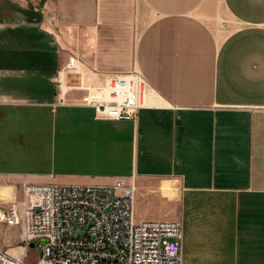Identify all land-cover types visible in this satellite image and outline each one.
I'll list each match as a JSON object with an SVG mask.
<instances>
[{
    "label": "crops",
    "instance_id": "obj_1",
    "mask_svg": "<svg viewBox=\"0 0 264 264\" xmlns=\"http://www.w3.org/2000/svg\"><path fill=\"white\" fill-rule=\"evenodd\" d=\"M69 1L90 4L84 86L136 69L151 106L110 122L84 90L31 100L0 54V184L121 181L137 221L181 223V264H264V0Z\"/></svg>",
    "mask_w": 264,
    "mask_h": 264
},
{
    "label": "built area",
    "instance_id": "obj_2",
    "mask_svg": "<svg viewBox=\"0 0 264 264\" xmlns=\"http://www.w3.org/2000/svg\"><path fill=\"white\" fill-rule=\"evenodd\" d=\"M82 55L71 51L56 74L55 105H73L66 95L84 90L76 105L92 108L100 121H134L151 106L154 90L139 70L108 74L102 87L84 86ZM133 185L21 184L18 202L0 210V227H18L20 243L0 249V264H181L179 221H137ZM45 242V243H43Z\"/></svg>",
    "mask_w": 264,
    "mask_h": 264
},
{
    "label": "rangeland",
    "instance_id": "obj_3",
    "mask_svg": "<svg viewBox=\"0 0 264 264\" xmlns=\"http://www.w3.org/2000/svg\"><path fill=\"white\" fill-rule=\"evenodd\" d=\"M84 3L77 11L69 0H0V54L9 58V73L28 70L31 100H37L43 94L55 95L56 74L69 53L79 51L82 54L88 48L91 34L85 24L86 21L90 22L91 12L89 2L87 7ZM80 13L82 16L76 22L78 19L75 17ZM82 22H85L84 25ZM45 87L48 88L46 91ZM33 182L71 185L74 180L57 176L55 179ZM20 197L19 185L0 184V210L18 202ZM19 243L18 227H0V249H9V254L14 255L16 250L10 247ZM179 244L181 247V241ZM37 256L36 248H30L26 264H34Z\"/></svg>",
    "mask_w": 264,
    "mask_h": 264
},
{
    "label": "water",
    "instance_id": "obj_4",
    "mask_svg": "<svg viewBox=\"0 0 264 264\" xmlns=\"http://www.w3.org/2000/svg\"><path fill=\"white\" fill-rule=\"evenodd\" d=\"M43 243H45V242H43ZM29 247H30V248H34L35 245H34V244H29Z\"/></svg>",
    "mask_w": 264,
    "mask_h": 264
}]
</instances>
